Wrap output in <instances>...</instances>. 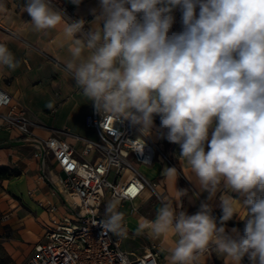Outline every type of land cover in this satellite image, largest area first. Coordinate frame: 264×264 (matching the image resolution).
Instances as JSON below:
<instances>
[{
    "label": "clouds",
    "instance_id": "obj_1",
    "mask_svg": "<svg viewBox=\"0 0 264 264\" xmlns=\"http://www.w3.org/2000/svg\"><path fill=\"white\" fill-rule=\"evenodd\" d=\"M99 3L101 12L86 32L83 20L69 23L52 0H24L23 9L36 31L65 24L71 60L62 70L102 117L129 120L148 136L159 116L162 137L180 146L179 156L203 190L214 195L223 181L247 194L242 234L223 226L237 213V201L228 196L221 198L219 227L207 204L188 215L179 202L162 200L154 219H139L135 234L176 237L167 249L168 264H197L209 248L229 264H240L245 255L251 264H264V197L253 191H264V0ZM177 6L182 27L173 32ZM18 63L0 43V68L15 70ZM163 175L174 177L176 168H165ZM119 204V196L109 201L99 223L126 236Z\"/></svg>",
    "mask_w": 264,
    "mask_h": 264
},
{
    "label": "crops",
    "instance_id": "obj_2",
    "mask_svg": "<svg viewBox=\"0 0 264 264\" xmlns=\"http://www.w3.org/2000/svg\"><path fill=\"white\" fill-rule=\"evenodd\" d=\"M52 3L64 13L69 23L70 20H83L86 31L101 12L99 0H81L79 5L71 0H52ZM23 4L24 0H0V5H3V10H0V43L6 44L19 62L15 70L0 68V88L10 94L12 104L24 107L29 117L38 122L33 127L35 135L47 138L54 130H59L61 137L80 152L82 142L77 136L95 138L94 132L84 126L85 115L92 103L76 86L75 80L62 70L63 65L71 60L68 51L71 41L65 34V24L61 22L55 28L36 31L30 24L31 17L24 12ZM60 5L66 6L74 18ZM100 26L103 27V22ZM49 102H53L52 108L47 107ZM151 136L156 139L154 134ZM157 141L165 158L156 153L152 164L139 165L138 169L148 179L156 180L158 194H163L174 205L179 202L180 210L188 215L199 211L202 203L207 204L218 227L223 215L221 198L228 196L237 201V213L223 226L229 233L236 228L242 234L234 223L241 222L246 216L248 206L244 201L247 194L232 191L221 181L215 194L210 196L200 187L186 159L179 156L180 146L165 138ZM33 151V144L18 130L0 128V166L13 171L11 176L0 178V264H22L42 239L53 213L63 215L70 212L69 202L54 184L62 175L56 161L46 152L33 156ZM86 158L93 159L94 153ZM165 168H176V175H163ZM178 191H185L186 195L180 198ZM253 191L258 198L264 195V191L259 189ZM148 194L144 193L140 199L120 202L118 208L125 215L127 227V235L121 238L120 247L131 257L139 256L149 248L155 249L158 264H168L167 249L174 246L176 237L152 239L135 234L141 217L152 220L156 216L155 213L149 218L136 210ZM50 206L55 208L54 212L49 211ZM197 264H229V261L211 249L199 256Z\"/></svg>",
    "mask_w": 264,
    "mask_h": 264
},
{
    "label": "built area",
    "instance_id": "obj_3",
    "mask_svg": "<svg viewBox=\"0 0 264 264\" xmlns=\"http://www.w3.org/2000/svg\"><path fill=\"white\" fill-rule=\"evenodd\" d=\"M171 15L174 17L171 31L178 32L182 27L179 6ZM154 124L152 133L142 136L139 125L126 119L104 118L92 104L84 126L94 132L95 138L77 136L82 148L76 152L59 130L47 138L35 135L33 127L38 122L29 117L24 107L12 104L10 94L0 88V128L23 134L34 146L33 156L41 152L52 155L62 173L54 184L70 206L69 214L53 213L42 239L22 264H158L155 249L131 257L120 247L124 236H113L99 223L105 218V205L117 196L120 202H127L149 192L162 201L156 190L157 182L138 169L139 165L152 164L156 153L165 158L157 141L163 139L159 116H155ZM91 152L94 158L89 160L86 157ZM49 211L54 212L55 208L50 206ZM241 261L251 264L247 255Z\"/></svg>",
    "mask_w": 264,
    "mask_h": 264
},
{
    "label": "rangeland",
    "instance_id": "obj_4",
    "mask_svg": "<svg viewBox=\"0 0 264 264\" xmlns=\"http://www.w3.org/2000/svg\"><path fill=\"white\" fill-rule=\"evenodd\" d=\"M261 197H264V195H262ZM161 199L167 201L163 194H161ZM160 205H161V200L154 193H149L148 196L139 204V206L138 207L136 206L137 207L136 210L138 209L141 215L152 218L155 215V213H157V210L160 207ZM246 219L247 217H245L241 221V223H244L245 225ZM124 243L125 242H123V244Z\"/></svg>",
    "mask_w": 264,
    "mask_h": 264
},
{
    "label": "trees",
    "instance_id": "obj_5",
    "mask_svg": "<svg viewBox=\"0 0 264 264\" xmlns=\"http://www.w3.org/2000/svg\"><path fill=\"white\" fill-rule=\"evenodd\" d=\"M63 11H65L67 14H69L72 18L74 16L70 13V10L66 6H59ZM13 174V171L9 170L8 167L0 166V178H6ZM234 225L238 227L242 232L244 229V223L241 222H235Z\"/></svg>",
    "mask_w": 264,
    "mask_h": 264
}]
</instances>
